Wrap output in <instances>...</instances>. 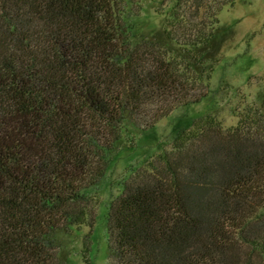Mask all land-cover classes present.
I'll list each match as a JSON object with an SVG mask.
<instances>
[{"label":"trees","instance_id":"trees-1","mask_svg":"<svg viewBox=\"0 0 264 264\" xmlns=\"http://www.w3.org/2000/svg\"><path fill=\"white\" fill-rule=\"evenodd\" d=\"M0 0V264H68L83 192L125 134L207 97L233 0ZM224 128L194 118L133 170L106 216L109 264H264V96ZM91 234L81 258L90 263Z\"/></svg>","mask_w":264,"mask_h":264},{"label":"rangeland","instance_id":"rangeland-1","mask_svg":"<svg viewBox=\"0 0 264 264\" xmlns=\"http://www.w3.org/2000/svg\"><path fill=\"white\" fill-rule=\"evenodd\" d=\"M159 0H141L142 10L129 21L134 32L145 34L159 28L161 17L154 12ZM159 3V4H158ZM222 26L232 32L220 53L206 98L198 104L173 111L146 132L125 134L119 147L109 156L104 177L83 193L95 202L91 227L61 234L68 264H84L81 258L83 237L91 234L89 264H109L106 216L110 202L119 196L131 172L169 148L172 139L199 116L214 114L224 128L237 122L245 104L264 96V0H233L218 14Z\"/></svg>","mask_w":264,"mask_h":264}]
</instances>
